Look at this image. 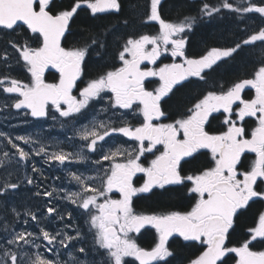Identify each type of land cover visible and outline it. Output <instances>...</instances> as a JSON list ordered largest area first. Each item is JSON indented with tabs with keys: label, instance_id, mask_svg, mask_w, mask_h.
<instances>
[{
	"label": "flooded vegetation",
	"instance_id": "obj_1",
	"mask_svg": "<svg viewBox=\"0 0 264 264\" xmlns=\"http://www.w3.org/2000/svg\"><path fill=\"white\" fill-rule=\"evenodd\" d=\"M41 9L67 20L69 38L54 50L29 42L25 26L0 29V140L15 125L17 134L39 128L42 143L44 130L56 140L67 131L86 154L72 172L87 180L71 186L76 245L86 248L93 229L108 237L102 264H140V251L154 257L144 264L264 259V0H49ZM77 19L102 32L100 44L81 42ZM35 93L51 99L36 120L15 111ZM38 168L28 190L38 180V194H50L53 177Z\"/></svg>",
	"mask_w": 264,
	"mask_h": 264
},
{
	"label": "rangeland",
	"instance_id": "obj_2",
	"mask_svg": "<svg viewBox=\"0 0 264 264\" xmlns=\"http://www.w3.org/2000/svg\"><path fill=\"white\" fill-rule=\"evenodd\" d=\"M25 127V132L21 134L15 132L18 125L10 127V132L14 134L9 137L11 151L6 153V144L0 142V257L6 260L7 264H86L78 260L84 255L85 259H91V264H102V255L99 252L106 247L105 238L108 237L105 232L100 230L95 237L94 230L89 229L92 234L86 248L76 245L78 238H81L78 233L73 237L66 232L70 229L73 231L72 213L80 201V197L71 191V186L75 185L81 189V184L87 181H79L82 178L79 170L72 174L73 168L85 169L84 164L74 159L86 157V154L79 155L73 151L77 146L68 135L67 138L56 140L54 131L44 130L46 140L42 143L39 128L30 125ZM50 142H53V145ZM47 146H52V150ZM78 148L82 150L83 147ZM20 155L27 156L33 165H25L26 161L20 160ZM39 158L46 165H50L51 168L47 172L40 163L35 164ZM35 165L39 167L38 170H44V175L56 178L55 196H46L48 200L42 199L41 196H32L33 193L28 189L16 188L21 184L26 185L30 178V169L35 168ZM59 170L63 174H59ZM91 174L94 178L93 170ZM36 185H39V190L35 192L41 193V183ZM5 187H8V191L6 196H3ZM12 213L13 218L10 216ZM97 254L99 258L96 260L94 258Z\"/></svg>",
	"mask_w": 264,
	"mask_h": 264
},
{
	"label": "water",
	"instance_id": "obj_3",
	"mask_svg": "<svg viewBox=\"0 0 264 264\" xmlns=\"http://www.w3.org/2000/svg\"><path fill=\"white\" fill-rule=\"evenodd\" d=\"M47 2L48 0H0V28L10 29L18 24L25 25L38 33L47 46L57 48L65 33L64 20L54 19L44 11H34L35 4L45 5ZM36 98L34 95L30 96L25 102L30 106L36 102ZM137 259L143 264L153 259V255L139 252ZM244 264H264V259L249 257Z\"/></svg>",
	"mask_w": 264,
	"mask_h": 264
},
{
	"label": "trees",
	"instance_id": "obj_4",
	"mask_svg": "<svg viewBox=\"0 0 264 264\" xmlns=\"http://www.w3.org/2000/svg\"><path fill=\"white\" fill-rule=\"evenodd\" d=\"M127 1V0H126ZM77 18H79L77 16ZM78 20V19H77ZM79 24L82 25V31L83 33L86 32L87 36L84 35L83 37H81V42L84 44V45H91V44H100L101 40L103 39L102 38V32L101 31H95L93 30L94 28L93 27H86L89 25V22H91L89 19H85L83 20L82 22H80L78 20ZM89 28H91L92 30H89ZM32 38H30V40H32L34 42V40H37V37L34 36H30ZM67 38L68 35H67ZM254 216V213H250V214H245L243 215V217L241 218V220L237 223L236 227H235V232H238V230L241 228V231H243V228L244 226L246 225L247 221ZM0 264H3V261L0 260Z\"/></svg>",
	"mask_w": 264,
	"mask_h": 264
}]
</instances>
